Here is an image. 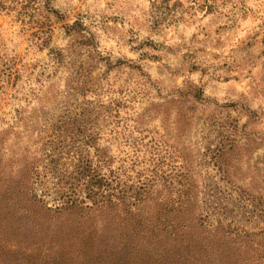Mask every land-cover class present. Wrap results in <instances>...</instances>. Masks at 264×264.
I'll return each instance as SVG.
<instances>
[{
	"label": "rangeland",
	"instance_id": "rangeland-1",
	"mask_svg": "<svg viewBox=\"0 0 264 264\" xmlns=\"http://www.w3.org/2000/svg\"><path fill=\"white\" fill-rule=\"evenodd\" d=\"M82 163L113 204L82 222L116 261L264 264V0H0V187L91 205ZM198 218L240 246L203 252Z\"/></svg>",
	"mask_w": 264,
	"mask_h": 264
},
{
	"label": "trees",
	"instance_id": "trees-1",
	"mask_svg": "<svg viewBox=\"0 0 264 264\" xmlns=\"http://www.w3.org/2000/svg\"><path fill=\"white\" fill-rule=\"evenodd\" d=\"M232 147L230 143L229 150H232ZM225 149L223 147L216 151L219 157L225 155L223 153ZM102 163L103 160L99 158L97 164ZM80 169L81 178H90L85 191L88 197L93 199L91 205L68 202L64 206L51 209L37 200L31 188L28 187L27 179L19 180L10 175L3 181L0 187L2 190L0 193V264H35V262L38 264H128L125 256H120V260H115L118 254L108 251L105 239L95 238L91 231L90 221L92 219L82 222L87 216L106 214L113 208V204L106 186L107 180L101 175L102 170H99V167L92 169L91 166L87 167L83 163ZM21 176L25 177L27 174ZM8 183H13L15 186L8 185ZM178 208L186 216L185 222L191 214L195 213L186 206ZM137 210L133 206H127L124 213L129 215ZM163 211L162 206L156 208L154 229L157 231L162 229L164 232L168 228V221L162 219ZM205 219L207 222L210 221L207 217ZM203 221L198 218L195 223L187 226V229L193 226L203 232L202 240L198 242V247L203 252L212 253L219 250L225 239L233 242L234 246H240V241L232 238L233 230L230 226L225 227L220 221L217 224L209 222V226H206ZM81 226L85 228L83 235L77 234ZM167 237L163 233L161 240L166 242ZM250 237L248 235L246 240ZM155 241L153 238L146 241L148 250L145 255L161 253L156 250ZM245 244L247 246L246 241ZM251 247L253 250V244ZM167 253L162 252L160 255L165 257ZM194 253L198 254L199 251L196 249Z\"/></svg>",
	"mask_w": 264,
	"mask_h": 264
}]
</instances>
